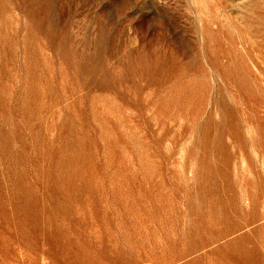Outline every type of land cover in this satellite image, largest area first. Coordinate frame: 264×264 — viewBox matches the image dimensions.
<instances>
[{
	"label": "rangeland",
	"instance_id": "374dc122",
	"mask_svg": "<svg viewBox=\"0 0 264 264\" xmlns=\"http://www.w3.org/2000/svg\"><path fill=\"white\" fill-rule=\"evenodd\" d=\"M0 264H264V0H0Z\"/></svg>",
	"mask_w": 264,
	"mask_h": 264
}]
</instances>
